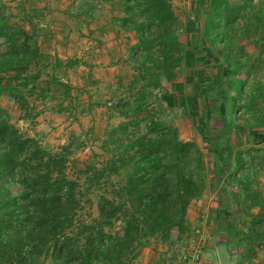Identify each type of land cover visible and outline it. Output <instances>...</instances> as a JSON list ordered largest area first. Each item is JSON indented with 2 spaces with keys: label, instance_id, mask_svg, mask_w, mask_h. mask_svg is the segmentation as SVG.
Masks as SVG:
<instances>
[{
  "label": "trees",
  "instance_id": "1",
  "mask_svg": "<svg viewBox=\"0 0 264 264\" xmlns=\"http://www.w3.org/2000/svg\"><path fill=\"white\" fill-rule=\"evenodd\" d=\"M191 2L203 16L199 25L188 22L187 32L198 31L202 51L180 39L169 0H81L74 8L72 17L85 23L98 3L108 4L111 23L135 39L128 48L133 99L110 106L125 121L105 134L104 159L79 170L81 181L66 172L71 147L49 151L0 105V264H132L151 239L169 243L175 230L180 241L189 231V205L207 191L216 202L214 233L229 254L235 250V264L264 247V0ZM11 10L0 0V98L29 124L55 99L54 111L73 115L83 90L74 95L59 71L80 60L43 51L40 11H25L22 25ZM184 65L186 88L176 81ZM163 82L175 88L163 90L164 101L184 104L203 146L145 110L151 89ZM56 88L58 97L50 94ZM140 123L146 131L137 134ZM117 222L121 233L112 231Z\"/></svg>",
  "mask_w": 264,
  "mask_h": 264
},
{
  "label": "rangeland",
  "instance_id": "2",
  "mask_svg": "<svg viewBox=\"0 0 264 264\" xmlns=\"http://www.w3.org/2000/svg\"><path fill=\"white\" fill-rule=\"evenodd\" d=\"M11 7L14 15L13 22L25 25L24 13L40 11L44 19L40 24H46V28L41 29L43 38V51L52 55L54 48L59 58L72 57L80 60V63L66 71V74L59 71L60 77L73 86V94L80 90V99L84 100L77 106L73 115L54 111L55 101L49 102L35 124H29L19 119V111L6 98H0V105L5 107L11 116V121L16 124L19 130L38 140V142L51 152H58L62 146L71 147L73 154L70 156V163L66 170L69 177H74L76 172L84 170L89 163L98 164L104 159L100 149L102 139L112 128L125 121L110 106L118 100L133 99V90L129 89L134 71L132 63L128 58V48L134 42L132 33H124L111 23L112 11L108 4L99 7L96 5L95 16L88 22H82L72 17V12L68 11V6L59 3V0H2ZM67 1V0H66ZM178 17L180 24V39L183 42L192 40L195 48L202 51V39L199 38L198 31L188 34L187 23L202 19L203 13L196 16L192 12L191 0H169ZM197 1V0H196ZM17 4H22L21 10ZM62 4V5H61ZM46 7L43 8L42 6ZM44 10V13H43ZM26 11V12H25ZM42 11V12H41ZM114 14V13H113ZM35 17L34 22H37ZM23 20V21H22ZM52 20V22H51ZM199 25V20H196ZM51 22V24H49ZM39 24V25H40ZM27 26V25H26ZM55 36V37H54ZM246 51L254 53V46L248 44ZM201 53H198V56ZM201 62H198L200 64ZM262 76L264 77V65ZM187 67L184 65L182 72L177 77V82L184 84L186 88ZM65 75V76H64ZM140 85V84H138ZM174 92L173 83H165L158 88L151 89V96L145 108L160 121L170 124L178 131V136L182 140H195L201 146L204 145L198 132L193 126V122L187 114L183 113L184 104L179 100L173 105H168L163 98L164 91ZM59 89L51 90L54 97L59 96ZM79 96V95H78ZM31 104L38 108H43L42 103L30 99ZM90 104H92L90 107ZM96 104V105H95ZM89 109L88 112H80L82 107ZM215 110V105H211ZM141 113L139 116H142ZM145 128L140 123L136 128ZM74 160V163H72ZM211 164V161L207 166ZM81 175L80 181L83 179ZM116 180V178H113ZM259 188L264 194V171L259 175ZM97 191L90 193L93 202L96 200ZM216 206L214 193L207 191L205 196L193 201L186 214V221L189 231L180 241L175 240L177 232L171 233V242L162 243L159 240L151 239L149 246L139 256L147 257V262L142 261V257L132 262V264H168L169 261L176 260L182 254L187 256L195 252L199 253V260L188 264H235V250L228 253L220 237L214 233V209ZM91 213L96 215L95 203L89 208ZM198 230V232H196ZM114 232L121 233V224L117 222L113 228ZM232 241H234L232 239ZM162 257V260H153L151 257ZM178 264V263H177ZM246 264H264V247L256 250L254 256Z\"/></svg>",
  "mask_w": 264,
  "mask_h": 264
},
{
  "label": "crops",
  "instance_id": "3",
  "mask_svg": "<svg viewBox=\"0 0 264 264\" xmlns=\"http://www.w3.org/2000/svg\"><path fill=\"white\" fill-rule=\"evenodd\" d=\"M80 1L81 0H59V3H63L64 5H67L68 6V11H70V12H73V10H74V8L76 7V5L78 4V3H80ZM99 4V7H101L102 5H104L103 3H98ZM62 5V4H61ZM43 8H45L46 6L45 5H43L42 6ZM43 13H44V10H43ZM42 19H44V17L42 18ZM51 22H52V20H51ZM51 22L49 23V24H51ZM41 23V22H40ZM40 25H43V27H40V28H46L47 26H46V24H40ZM55 37V36H54ZM134 43V42H133ZM57 52V50L55 51V48H54V51H53V53H52V55H57L58 57H60L61 55H59V53H56ZM68 58H72V57H68ZM63 59H66V57H64ZM143 252H144V250H143ZM142 257V258H141ZM147 257H150V256H139L138 257V260L141 258L142 259V261L143 262H147L148 260H147ZM155 256H153V257H151L153 260H155V259H157L158 261H160V260H162V257L160 258H158V256H156V258H154ZM149 262V261H148Z\"/></svg>",
  "mask_w": 264,
  "mask_h": 264
},
{
  "label": "built area",
  "instance_id": "4",
  "mask_svg": "<svg viewBox=\"0 0 264 264\" xmlns=\"http://www.w3.org/2000/svg\"><path fill=\"white\" fill-rule=\"evenodd\" d=\"M39 27H43V25H39ZM137 134L139 133H144L146 131L145 128H137V129H133ZM196 232H198V230H196ZM199 253L195 252L190 256H187L186 254H182L181 256H179L175 261H169L168 264H188L190 262H194V261H198L199 260Z\"/></svg>",
  "mask_w": 264,
  "mask_h": 264
}]
</instances>
